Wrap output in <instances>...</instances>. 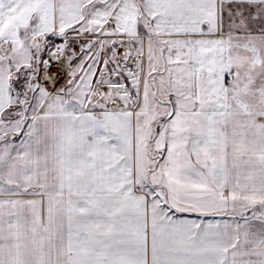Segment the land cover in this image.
I'll return each instance as SVG.
<instances>
[{
    "label": "snow or ice",
    "instance_id": "6c2138e0",
    "mask_svg": "<svg viewBox=\"0 0 264 264\" xmlns=\"http://www.w3.org/2000/svg\"><path fill=\"white\" fill-rule=\"evenodd\" d=\"M0 264H264V0H0Z\"/></svg>",
    "mask_w": 264,
    "mask_h": 264
}]
</instances>
